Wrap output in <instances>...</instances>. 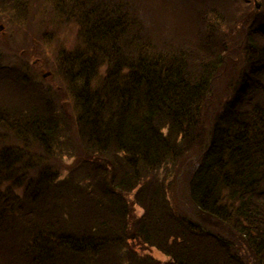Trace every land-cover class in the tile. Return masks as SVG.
I'll list each match as a JSON object with an SVG mask.
<instances>
[{
  "label": "trees",
  "instance_id": "1",
  "mask_svg": "<svg viewBox=\"0 0 264 264\" xmlns=\"http://www.w3.org/2000/svg\"><path fill=\"white\" fill-rule=\"evenodd\" d=\"M171 1L0 0L37 41L71 33L41 52L49 84L0 46V264H264V0H173L198 7L178 49L187 24H169ZM233 22L244 29L221 42ZM227 43L241 80L217 100ZM176 164L188 197L171 200L155 174Z\"/></svg>",
  "mask_w": 264,
  "mask_h": 264
},
{
  "label": "rangeland",
  "instance_id": "2",
  "mask_svg": "<svg viewBox=\"0 0 264 264\" xmlns=\"http://www.w3.org/2000/svg\"><path fill=\"white\" fill-rule=\"evenodd\" d=\"M1 1L3 2L4 0H1ZM15 1H17V0H15ZM185 1L188 2V1H192V0H185ZM211 1H214V0H211ZM42 2H44V1H42ZM172 2H173V0L171 1L170 6L168 7V9H169L168 11L171 14V16H168V18L171 20V21H168L169 24L170 25L171 24H177V22H175V20H176L175 18H177V16H179L181 18V25L186 26V24H187V28H184L185 34H182L184 36L182 37V35L179 34V35H181L182 38H175V40L172 41V44H174L177 49H178L179 45H182V47H192L193 41H191L190 37H189L192 35V34H190V33H192V31L190 32L189 28H190V23L192 21H194L193 19H194V16H195V13H196V10L198 9V7H194L193 12H191V10H190L191 7L187 8V10H184L182 8V6L177 5L176 3H172ZM225 2L227 3V6L230 8V9L227 8L228 11L234 10V9H231L233 7L232 0H226ZM255 3L260 5L259 9L262 8V2L260 0H253L252 3L250 2V7L255 8ZM36 6H38V0L36 2L35 7ZM188 14H189V17H188ZM228 15L231 18L233 17L231 12ZM7 19H8L7 16H4L3 19L0 17V23L5 25V23L3 21H6V25H5L4 30L0 32V46L2 48H4L5 52L7 51L10 53L9 56L12 58L11 61L12 62H18V66L20 68H22L21 67L22 65H28V63L31 62V65L30 64L28 65L31 68V72H29L30 75H32V73H34V75L36 77L37 76L40 77L42 80L47 81L46 83L49 84V81H50L49 77H51V75H52L51 68L47 67V65H45V60H44L45 57L43 55H41V52L43 53L44 50H47L49 53L53 54V52H52L53 50H56V49L58 50V47L63 46V44H64V42H63L64 41V33L66 32V34H71L70 30H68L67 28H65V29L59 28L57 30V32H51L53 34H56L55 35L56 38L54 39L55 41L58 37V33L60 32V37L57 40V43L56 42H50L49 40H43V39L37 41L40 38V36H38L36 34L33 20L28 21L24 16H22L21 18H15V19L11 20L10 22H8ZM239 21H241V19ZM16 22H18V24ZM58 23H59V20L56 23L55 22L52 23L50 29H53L55 26L58 25ZM14 24L16 26H18V30H16V31H13V26H15ZM233 24H234V22L231 23L229 26L224 27L221 30V33H219V35L217 36V38H220L221 42H222V39H225V42L228 41L229 40L228 36H230L231 32L237 33V30H239L240 28L244 29L243 26H241L239 28V26H238L239 23L237 25H233ZM166 25L168 26L167 22H166ZM72 27H70V28L72 29ZM175 27L178 28L177 25H175ZM175 27H173V28H175ZM172 35H176V34H172ZM189 41H190V43H188ZM72 42H73V37H71V43ZM227 45L228 46L230 45L229 47H230V49H232V51L234 53L231 56L226 55L224 57V63L222 65L223 71H222L221 75L219 74V79H217L216 83H215L216 96L214 99H216L217 97L220 99L222 97L223 91H226L225 89L228 87L229 82H231L232 80H235L236 82H238V81L240 82V80H241V69L243 67L241 47L240 46H237L238 48L236 46L231 47L232 46L231 43H229V44L227 43ZM71 47H72V45H71ZM236 49H238V50H236ZM32 53H34V54L31 55ZM51 54L50 55L48 54V56L50 57L49 58L50 61L53 62V59H54V57L56 58V56H52ZM29 55H31V56L29 58H27ZM234 55H237V57L239 56V58H237V62L239 63L238 66L236 64H232L234 61L230 57H234ZM41 62L44 63L45 67L41 65ZM233 65H236L235 69L232 67ZM230 71H231V73H230ZM48 72H50L51 75L46 77V78H43L42 75L43 74H49ZM261 74H264V70L261 72ZM30 78L32 79V77H30ZM231 78H232V80H231ZM0 95H3V90H0ZM12 95H14V96L19 95L18 98H21V99H22V96H25L23 94V91H21L20 93L13 92ZM218 98H217V100H219ZM77 144H78V142H77ZM77 144H76V146L78 149L79 147ZM63 149H64L65 154L62 155L61 157H57L56 159H57L58 164L61 167L60 168L61 176H67L70 169H71V166L74 165L75 163H77V158H76V156H73V151L71 149L70 150H67L66 148H63ZM184 172H186V169L179 167L176 164L174 167H167V171L164 169L163 170L161 169L155 174L158 177V180H162V182L164 183V186H166L167 190H168L169 186H171L170 190L172 191V193H168V195H167L171 200L174 196H177V198L179 200L181 197H183V198L188 197L186 192L184 191V189H182L183 182L186 178V175L183 174ZM171 196H173V197L171 198ZM132 209L134 210L136 217H140L144 214V209L137 204H135V205L133 204ZM186 215L189 219H192L194 221H197L200 223H203L201 221H204V220H199L198 218H195L192 214H190V215L186 214ZM129 239L132 241L131 238H129ZM133 240H135V243L132 242V244L138 243L137 238H134ZM139 255L144 256L145 259H147L149 262H152V260H154L152 258H155V260H159L160 262H165L167 260V256L161 250H158L157 248L152 247V246H143L141 248V252L139 253ZM122 262H123L122 264H131L127 260H123ZM152 264H154V262H152Z\"/></svg>",
  "mask_w": 264,
  "mask_h": 264
}]
</instances>
